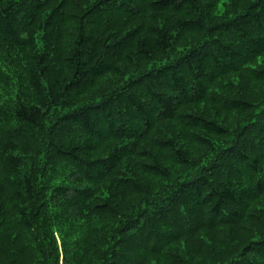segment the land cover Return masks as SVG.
Masks as SVG:
<instances>
[{
  "label": "trees",
  "instance_id": "obj_1",
  "mask_svg": "<svg viewBox=\"0 0 264 264\" xmlns=\"http://www.w3.org/2000/svg\"><path fill=\"white\" fill-rule=\"evenodd\" d=\"M0 264H264V0H0Z\"/></svg>",
  "mask_w": 264,
  "mask_h": 264
}]
</instances>
